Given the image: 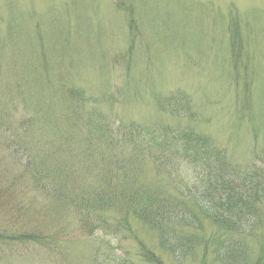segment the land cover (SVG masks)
I'll list each match as a JSON object with an SVG mask.
<instances>
[{"label":"rangeland","instance_id":"374dc122","mask_svg":"<svg viewBox=\"0 0 264 264\" xmlns=\"http://www.w3.org/2000/svg\"><path fill=\"white\" fill-rule=\"evenodd\" d=\"M232 17L246 63L245 69L239 65L240 77H234L229 63ZM66 86L88 98L78 106L83 117L70 116ZM171 96L173 102L186 99L179 115L157 108L158 97ZM0 111L6 118L0 131L17 132L33 117L35 125L24 139L28 150L68 148L75 153L57 156L70 164L90 153L102 166L118 148L115 143L102 147L99 155L92 151L96 141L85 147L83 119L95 112L114 129L155 122L190 127L210 137L226 160L249 167L264 153V0H0ZM74 122L71 143L55 138ZM150 155L152 160L142 163L131 158L145 181L178 189L175 175L193 174V167L169 149L153 147ZM83 163H77L76 173L85 175H69L61 198L51 199L28 184V171L11 156L0 133V186L6 191L0 199V264H95L97 242L82 234L77 211L66 202L81 178L94 175L86 182H97L91 172L95 161ZM257 166L264 168V161ZM16 180L21 188L16 192L23 190L21 203H32L18 214L10 212L15 201L10 183ZM258 216L260 224L248 242L252 259L264 244V209ZM26 233L51 236L54 245L17 239Z\"/></svg>","mask_w":264,"mask_h":264},{"label":"trees","instance_id":"16d2710c","mask_svg":"<svg viewBox=\"0 0 264 264\" xmlns=\"http://www.w3.org/2000/svg\"><path fill=\"white\" fill-rule=\"evenodd\" d=\"M228 33L229 63L234 77H240V70L246 68V63L242 62V38L233 17ZM65 89L69 114L79 118L82 115L78 106L88 98L74 87L66 86ZM182 101L186 99L173 102L172 96L158 97L156 104L160 113L179 115L180 108L186 107L181 105ZM3 115L0 111V126L5 124ZM84 118L83 141L87 149L96 141L92 151L100 155L105 152L103 148L117 144V150L109 159H103L102 166L90 153L70 164L57 153L63 151L73 155L75 152L61 146L49 153L28 150L24 139L35 125L33 117L24 119L17 132L10 130L6 135L7 131L2 130L0 133L11 156L28 171V184L51 199L61 198L62 191H66L65 178L76 173L78 162L95 161L91 172H95L97 182L93 185L86 182L94 175L81 178V182L73 184L75 196L66 201L77 211L82 234L97 242L93 253L95 264H169L166 257L172 264H264V244H260L256 259L250 257L248 245L260 224L258 215L264 209V168L257 166L260 160L264 161V153L257 155L251 166L243 168L226 160L210 137L190 127L172 128V125L155 122L132 123L129 127L114 129L101 114L90 112ZM75 124L55 133V138L65 137L71 143ZM125 147L131 152L125 153ZM153 147L169 149L170 154L180 155L193 167L191 177L175 175L178 189H165L145 181L142 171L134 167L131 158L140 163L144 159L152 160ZM171 161L170 155L167 160L169 174ZM152 162L155 165L157 159L153 158ZM76 174L85 175L79 171ZM16 187L17 180L15 185L14 181L10 183V197L15 198L14 202L10 201V212L18 214L28 211L32 203L24 206L19 199L23 190L16 192ZM5 193L0 186V199ZM66 208L69 207L66 205ZM142 233L154 234L155 239L145 240ZM17 239L31 240L46 247L54 245V239L42 233L18 234Z\"/></svg>","mask_w":264,"mask_h":264}]
</instances>
